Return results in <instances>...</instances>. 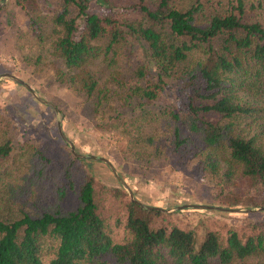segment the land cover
<instances>
[{
  "label": "trees",
  "instance_id": "obj_1",
  "mask_svg": "<svg viewBox=\"0 0 264 264\" xmlns=\"http://www.w3.org/2000/svg\"><path fill=\"white\" fill-rule=\"evenodd\" d=\"M14 2L32 14L39 0ZM58 2L45 32L31 15L34 31L41 42L47 34L62 62L58 80L93 101L98 132L121 126L125 107H153L138 118L146 136L141 128L131 137L127 126L137 128V119L122 124L132 156L193 157L213 183L211 204L260 206L252 193L264 188V1ZM78 18L85 29L76 37ZM126 47L141 51L133 74L143 83L129 89L117 69ZM105 107H117L111 121L103 122ZM161 121L167 144L154 143ZM10 128L0 113V264H264V220L208 230L197 246L193 227L138 199L132 185L144 206L72 152L56 158L36 143L15 144ZM70 193L77 202L65 209Z\"/></svg>",
  "mask_w": 264,
  "mask_h": 264
},
{
  "label": "rangeland",
  "instance_id": "obj_2",
  "mask_svg": "<svg viewBox=\"0 0 264 264\" xmlns=\"http://www.w3.org/2000/svg\"><path fill=\"white\" fill-rule=\"evenodd\" d=\"M4 6L6 7L1 9ZM58 10V0H39L32 14L15 4L14 0H0V75L3 73L15 75L26 82L40 98L52 104L50 106L39 101L24 85L9 77L0 76V113L11 123L9 134L14 143L23 141L36 143L52 156L59 158L65 153L72 152L59 134L60 122L64 135L73 143L77 153L107 158L127 185L130 184L133 189H137L138 199L166 209L182 204L218 206L211 204L214 202L213 183L198 169L195 158L189 156L185 159L181 153L164 151L160 157L145 162L144 159L137 160L128 150L130 142L124 137L125 134L123 135L122 124L135 118L137 128L127 126L131 137L137 135V129L141 128L144 131L143 135L146 136L150 130L144 122L151 114L156 113L155 108L146 106V110H142L138 107L134 109L125 107L124 122L121 126L111 127L105 134L98 132L93 101L68 82L58 80L55 73L56 69L63 68L62 62L49 53L47 34L44 33L45 39L41 42L34 31L31 15L37 19L39 27L45 32L48 19ZM260 11L264 13V7ZM84 29L85 21L78 18L75 36L79 37ZM140 54L141 51L137 47H126L121 51L117 69L119 79L126 84L127 89L134 84L143 83L133 74ZM101 69L97 63L92 66L94 71ZM101 75L102 79H106L108 71L104 70ZM168 100L167 95L161 98L162 102ZM103 112L105 113L103 122H106L111 121L118 110L117 107H105ZM140 113L148 114H145V121L138 126ZM157 125L158 128L152 131L154 143L158 144L160 139L162 143L167 144V127H163L165 126L163 121ZM83 160L104 182L113 185L119 183L103 161L89 156ZM129 188L133 192L130 186ZM252 194L260 206L251 207L249 203L244 202L241 207H236H240V211L186 207L179 209L183 210L182 212L175 213L177 210H174L169 213H173L182 224L194 228L198 246L208 230H223L225 225L232 226L243 220H264V188ZM76 202V195L70 193L62 205L65 209H72ZM242 207L250 209L253 214L246 217L237 215L236 213L245 211Z\"/></svg>",
  "mask_w": 264,
  "mask_h": 264
},
{
  "label": "water",
  "instance_id": "obj_3",
  "mask_svg": "<svg viewBox=\"0 0 264 264\" xmlns=\"http://www.w3.org/2000/svg\"><path fill=\"white\" fill-rule=\"evenodd\" d=\"M0 76L1 77H9V78L13 79L14 81H16V82L24 85L39 101H41L43 103H46V104L52 106V104L50 102H48L45 99L40 98L36 94V92L33 89H31V87L26 82H24L22 79L16 77L15 75H13L11 73H3ZM58 130H59V134L61 135L62 139L70 146V149H71L72 153L76 157L83 159V158L89 156L90 158L98 159V160L103 161L104 163H106L107 166L112 171V173L114 174V176L116 177V179L119 181V183L127 191L130 199L134 203H137V204H140V205L144 206L141 202H139L138 200L135 199L133 192L131 191V189L129 188V186L125 182V180L119 175V173L117 172V170L115 169V167L112 165V163L107 158H105V157H96L95 155H88L87 156V155H83V154L77 153L75 151V148H74L73 143L64 135V133L62 131V127H61L60 122H58ZM186 207L203 208V209H214V210H219V211H240L241 210L239 208H233V209H231V208H226V207L211 206V205H204V204H182V205H177V206H175L173 208H168V209L156 206V207H154V209L159 210V211H162V212L169 213V212H172L174 210H179V209L186 208ZM245 211H250V209H245Z\"/></svg>",
  "mask_w": 264,
  "mask_h": 264
}]
</instances>
